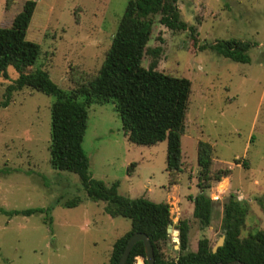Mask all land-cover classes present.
Listing matches in <instances>:
<instances>
[{"label": "rangeland", "instance_id": "1", "mask_svg": "<svg viewBox=\"0 0 264 264\" xmlns=\"http://www.w3.org/2000/svg\"><path fill=\"white\" fill-rule=\"evenodd\" d=\"M25 1L0 0V27L11 25ZM33 1L36 8L26 34L40 46L33 70L46 71L60 89L72 90V77L94 75L100 69L129 0ZM176 7L181 22L197 28V46L226 40L251 44L249 63H237L197 50L188 32L170 30L154 17L142 67L155 63L156 70L191 83L179 184L167 189L166 142H128L113 104L89 107L82 148L94 179L108 186L117 182L118 194L130 199L167 203L173 228L178 220H187L193 251L200 239L207 238L213 248L223 236L222 205L230 196L247 210L241 238L264 231V209L258 202L264 200V0H177ZM8 74V80L0 77V101L18 76L11 67ZM54 101L24 88L0 108V209H51L50 224L44 223L45 214L0 212V264H107L114 241L130 230L128 219L107 216L105 203L88 198L76 174L50 166ZM199 141L213 147L212 171L231 170L207 192L216 200L207 228L193 219L188 200L200 193ZM74 198L80 199L76 207L61 205ZM169 236L165 255L175 257L178 232Z\"/></svg>", "mask_w": 264, "mask_h": 264}, {"label": "trees", "instance_id": "2", "mask_svg": "<svg viewBox=\"0 0 264 264\" xmlns=\"http://www.w3.org/2000/svg\"><path fill=\"white\" fill-rule=\"evenodd\" d=\"M176 2L129 0L98 72L72 77L75 88L62 90L51 81L46 71L33 70L40 55V46L27 40L26 34L36 2L25 1L11 25L0 27V77L8 80L10 67L18 74L6 87L0 108H6L12 94L24 88L55 98L50 106V166L54 170L76 174L88 198L105 203L103 211L107 216L130 221V230L114 241L107 264H118L128 239L136 233L148 237L155 264H229L235 261L242 264H264V231L257 230L241 238L247 210L236 197L230 196L222 205L223 246L213 253L209 240L202 238L197 242L195 251L189 250V222L178 220L174 226V230L178 231V251L175 257H169L165 255L164 249L170 241L167 233V227L172 223L170 206L167 203L119 195L117 182L108 186L89 173V161L82 148L88 109L93 104H113L128 142L138 146H155L166 142L167 189L171 190L179 184L183 172L181 137L185 133L191 83L185 78L156 70L155 63L149 68L142 67L155 16H159V24L170 30L188 32L197 50H209L237 63H249V42L226 40L197 46V28L187 27L181 22ZM159 51V48L153 51L156 57ZM235 163L240 162L235 160ZM242 165L248 168L246 163ZM197 166L196 186L200 193L194 197L189 196L188 200L193 205V219L201 228H207L216 204V200L211 199L207 192L214 184L227 178L231 170L226 168L212 171L213 147L203 141L197 143ZM130 167H135V163ZM258 202L264 209V200L259 199ZM79 203L80 199L74 198L61 205L74 208ZM50 211L35 208L6 212L0 209L1 213L8 216L45 214V224H50ZM137 257L143 258L144 264H147L142 242L133 246L126 264H134Z\"/></svg>", "mask_w": 264, "mask_h": 264}, {"label": "water", "instance_id": "3", "mask_svg": "<svg viewBox=\"0 0 264 264\" xmlns=\"http://www.w3.org/2000/svg\"><path fill=\"white\" fill-rule=\"evenodd\" d=\"M174 228H173V223H170L167 227V233L171 234L173 232ZM177 231V230H176ZM178 232V231H177ZM137 242H142L144 245V251H145V260L147 264H155V260H154V252H153V248L151 246V243L148 239V237L143 234V233H136L133 234L127 241L126 246L123 250V253L118 261V264H126V261L129 257V254L133 248V246L137 243ZM224 243V236H222L219 241L216 243V245L212 248V252L215 253L217 251V249L221 246H223ZM221 264V263H219ZM229 264H242L238 261L229 263Z\"/></svg>", "mask_w": 264, "mask_h": 264}, {"label": "crops", "instance_id": "4", "mask_svg": "<svg viewBox=\"0 0 264 264\" xmlns=\"http://www.w3.org/2000/svg\"><path fill=\"white\" fill-rule=\"evenodd\" d=\"M193 251H195V249L193 250ZM138 264H144V260H143V258H141V257H138Z\"/></svg>", "mask_w": 264, "mask_h": 264}, {"label": "built area", "instance_id": "5", "mask_svg": "<svg viewBox=\"0 0 264 264\" xmlns=\"http://www.w3.org/2000/svg\"><path fill=\"white\" fill-rule=\"evenodd\" d=\"M138 257L135 259V263L134 264H138Z\"/></svg>", "mask_w": 264, "mask_h": 264}]
</instances>
